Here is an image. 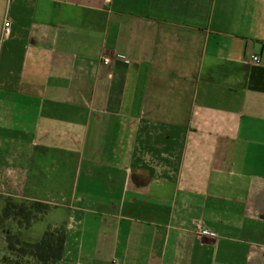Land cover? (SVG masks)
Here are the masks:
<instances>
[{
	"label": "crops",
	"instance_id": "crops-1",
	"mask_svg": "<svg viewBox=\"0 0 264 264\" xmlns=\"http://www.w3.org/2000/svg\"><path fill=\"white\" fill-rule=\"evenodd\" d=\"M0 197L56 264H264V0H0Z\"/></svg>",
	"mask_w": 264,
	"mask_h": 264
},
{
	"label": "trees",
	"instance_id": "trees-1",
	"mask_svg": "<svg viewBox=\"0 0 264 264\" xmlns=\"http://www.w3.org/2000/svg\"><path fill=\"white\" fill-rule=\"evenodd\" d=\"M7 199L10 202L4 208V212L16 221L19 229L29 227L49 208L48 204L39 201L20 200L15 204L13 199ZM64 238L63 228L60 227L54 230L47 229L40 240L30 247L21 244L18 233L7 232L5 241L7 250L11 253L32 257L39 264H56L61 258Z\"/></svg>",
	"mask_w": 264,
	"mask_h": 264
},
{
	"label": "rangeland",
	"instance_id": "rangeland-1",
	"mask_svg": "<svg viewBox=\"0 0 264 264\" xmlns=\"http://www.w3.org/2000/svg\"><path fill=\"white\" fill-rule=\"evenodd\" d=\"M12 201L15 204H18L20 202V200H12ZM9 202H10L9 199L0 197V264H39L32 257L22 256L16 253H11L8 250L7 252H4L5 250L2 244V240L5 239L6 233L10 232L9 229H10L11 222L16 223V221L11 216H7V214L4 212V208ZM40 224L41 223H36V225H34V227L30 229V231H25V233H23L24 241H27L28 239L26 237L27 235H31L32 237H41L43 235L44 230H42V232L40 233L37 230V228H41Z\"/></svg>",
	"mask_w": 264,
	"mask_h": 264
},
{
	"label": "built area",
	"instance_id": "built-area-1",
	"mask_svg": "<svg viewBox=\"0 0 264 264\" xmlns=\"http://www.w3.org/2000/svg\"><path fill=\"white\" fill-rule=\"evenodd\" d=\"M105 4H109L111 0H104ZM9 32V23L7 21H4L3 23V33H8ZM251 61L254 63H259L260 59L257 55H252L251 56Z\"/></svg>",
	"mask_w": 264,
	"mask_h": 264
}]
</instances>
